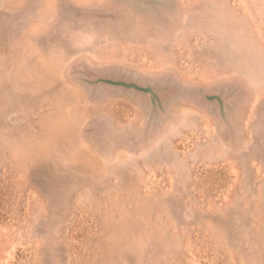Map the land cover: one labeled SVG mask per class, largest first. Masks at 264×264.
I'll return each instance as SVG.
<instances>
[{
    "label": "rangeland",
    "instance_id": "1",
    "mask_svg": "<svg viewBox=\"0 0 264 264\" xmlns=\"http://www.w3.org/2000/svg\"><path fill=\"white\" fill-rule=\"evenodd\" d=\"M0 264H264V0H0Z\"/></svg>",
    "mask_w": 264,
    "mask_h": 264
}]
</instances>
